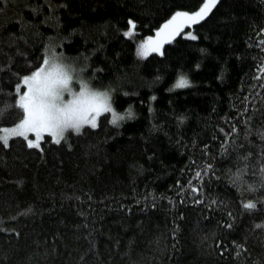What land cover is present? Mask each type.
<instances>
[{
    "label": "trees",
    "instance_id": "trees-1",
    "mask_svg": "<svg viewBox=\"0 0 264 264\" xmlns=\"http://www.w3.org/2000/svg\"><path fill=\"white\" fill-rule=\"evenodd\" d=\"M203 1L0 0V130L53 50L124 116L0 141V264H264V0H217L137 55Z\"/></svg>",
    "mask_w": 264,
    "mask_h": 264
},
{
    "label": "snow or ice",
    "instance_id": "snow-or-ice-1",
    "mask_svg": "<svg viewBox=\"0 0 264 264\" xmlns=\"http://www.w3.org/2000/svg\"><path fill=\"white\" fill-rule=\"evenodd\" d=\"M216 2L217 0H207L194 15L176 13L157 33L156 39L148 38L139 45L137 55L146 58L152 52L160 51L162 44L168 42V37L174 36L180 30L184 21L196 23L202 20L215 7ZM129 24L130 30L125 33L126 36H132L135 29L133 22L129 21ZM191 39L196 37L191 36ZM22 84L26 86V91L19 95L13 105L19 110L18 115L22 118L14 128L0 130L3 133L0 135V141L4 146L8 145L11 137H22L27 141L29 148H39L45 134L59 144L68 130L79 134L85 126L97 128L98 118L104 113L112 114L110 123L114 125L124 119V116L118 115L111 107L110 95L107 92L93 91L87 84H81L78 92L73 91L70 71L59 63L55 56L45 57L43 66L30 76L23 77ZM188 86L189 83L183 76L174 85L175 88ZM15 91L20 93L19 85ZM127 115L130 116L131 112ZM29 134H33L35 139H29ZM261 172L264 173V166L261 167ZM243 207L251 210L256 205L247 202ZM256 227L261 228L264 225L257 224Z\"/></svg>",
    "mask_w": 264,
    "mask_h": 264
},
{
    "label": "rangeland",
    "instance_id": "rangeland-1",
    "mask_svg": "<svg viewBox=\"0 0 264 264\" xmlns=\"http://www.w3.org/2000/svg\"><path fill=\"white\" fill-rule=\"evenodd\" d=\"M205 2H207V0H204L203 2H202V4L196 9V10H194V11H180L179 13H187V14H189V15H194L197 11H199V9L201 8V7H203V4L205 3ZM178 13V12H177ZM176 14V13H175ZM175 14H173L172 16H170L167 20H165L155 31H154V33L153 34H151L150 36H148V37H146L145 39H143V40H141V41H139V43L137 44V50H138V47H139V45L140 44H142L143 42H145L148 38H153V39H156L157 38V33L163 28V26L166 24V23H168L170 20H171V18L175 15ZM184 26H185V21L181 24V27H180V30L176 33V34H178V33H182V34H184V35H189V34H191L189 31H185V28H184ZM130 30V24H129V27L126 29V31H125V33L127 32V31H129ZM175 34V35H176ZM174 35V36H175ZM172 37L173 36H171V37H168V41L169 40H171L172 39ZM164 44V43H163ZM163 44H162V46H161V49H160V51H158V52H152V53H161L162 52V47H163ZM52 56H55V57H57L58 58V62L59 63H61V64H63L64 66H66L67 68H68V70L70 71V74H71V76H72V87H73V91H75V92H78L79 90H80V86H81V84H87L88 85V87H89V89H91V90H93V91H96V92H107L109 95H110V103H111V107L113 108V106H112V102H111V94L108 92V90L107 89H105V88H97V87H93V86H91L90 84H89V82H87V80H86V78L84 77V75L81 73V71L80 70H78L76 67H74L71 63H69V62H67V61H65L56 51H50L49 53H46V55H45V57H52ZM44 57V58H45ZM41 66H43V63H42V65ZM40 66V67H41ZM38 70V69H37ZM36 71V70H35ZM30 76V75H29ZM24 91H26V86H25V89H24ZM23 91V92H24ZM23 92L20 94V95H22L23 94ZM70 98V97H69ZM113 110H114V108H113ZM115 111V110H114ZM118 115H119V113L117 112V111H115ZM111 114V113H110ZM111 117H112V114H111ZM20 121V120H19ZM19 121L17 122V123H15V124H13V125H10V126H6V127H4L3 129H11V128H14L18 123H19ZM29 139H35V137H34V135L33 134H29Z\"/></svg>",
    "mask_w": 264,
    "mask_h": 264
},
{
    "label": "bare ground",
    "instance_id": "bare-ground-1",
    "mask_svg": "<svg viewBox=\"0 0 264 264\" xmlns=\"http://www.w3.org/2000/svg\"><path fill=\"white\" fill-rule=\"evenodd\" d=\"M126 36V35H125ZM113 86V85H112ZM148 107V106H147ZM254 201H252V203H253Z\"/></svg>",
    "mask_w": 264,
    "mask_h": 264
}]
</instances>
